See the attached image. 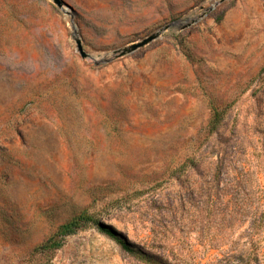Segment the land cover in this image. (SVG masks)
<instances>
[{"label": "rangeland", "instance_id": "374dc122", "mask_svg": "<svg viewBox=\"0 0 264 264\" xmlns=\"http://www.w3.org/2000/svg\"><path fill=\"white\" fill-rule=\"evenodd\" d=\"M85 211L168 264H264V0H0V264H147L95 227L35 251Z\"/></svg>", "mask_w": 264, "mask_h": 264}, {"label": "trees", "instance_id": "16d2710c", "mask_svg": "<svg viewBox=\"0 0 264 264\" xmlns=\"http://www.w3.org/2000/svg\"><path fill=\"white\" fill-rule=\"evenodd\" d=\"M225 112L226 110H221L218 108L213 109L212 117L209 123L210 132H214L219 127ZM88 227L97 228L101 233L106 234L110 238L117 241L124 250L144 263L168 264L167 262L163 261L162 258H159L156 255L131 245L126 240H124L116 230H114L109 225L102 223L99 218L86 211L61 224L57 230L50 237H48V239L35 248V251L54 252L62 247L64 238L66 236L73 235L78 231L84 230Z\"/></svg>", "mask_w": 264, "mask_h": 264}, {"label": "water", "instance_id": "95a60500", "mask_svg": "<svg viewBox=\"0 0 264 264\" xmlns=\"http://www.w3.org/2000/svg\"><path fill=\"white\" fill-rule=\"evenodd\" d=\"M169 26L165 27L162 30H165L166 28H168ZM162 31H158L156 33H153L151 35H149L148 37L139 40L137 42H134L132 44H130L129 46H126L122 49H119L118 51L115 52L116 56H124L130 53H133L134 51L138 50L139 48L149 44L150 42H152L154 39L158 38L160 36V33Z\"/></svg>", "mask_w": 264, "mask_h": 264}]
</instances>
